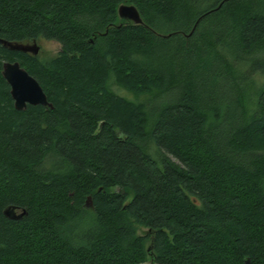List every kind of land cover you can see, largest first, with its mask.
I'll return each instance as SVG.
<instances>
[{
  "label": "trees",
  "instance_id": "1",
  "mask_svg": "<svg viewBox=\"0 0 264 264\" xmlns=\"http://www.w3.org/2000/svg\"><path fill=\"white\" fill-rule=\"evenodd\" d=\"M0 38L60 44H0V264H264V0H0Z\"/></svg>",
  "mask_w": 264,
  "mask_h": 264
},
{
  "label": "water",
  "instance_id": "2",
  "mask_svg": "<svg viewBox=\"0 0 264 264\" xmlns=\"http://www.w3.org/2000/svg\"><path fill=\"white\" fill-rule=\"evenodd\" d=\"M117 15L119 18L132 23L142 22L140 14L134 4H120L117 7ZM35 42V39L31 42H18L0 38V44L7 47L9 50L27 52L32 55H36L39 49ZM1 74L9 85L10 96L13 100L15 109H25L27 104H40L52 107L39 82L24 67H22L18 61L4 60L2 62ZM85 205L87 207L92 205L90 196H87ZM24 212V210L16 212L15 207H8L3 211L6 217L12 219L19 218ZM147 251L150 258L138 262L137 264H159L152 257L149 246L147 247ZM243 264H250L249 258H245Z\"/></svg>",
  "mask_w": 264,
  "mask_h": 264
},
{
  "label": "rangeland",
  "instance_id": "3",
  "mask_svg": "<svg viewBox=\"0 0 264 264\" xmlns=\"http://www.w3.org/2000/svg\"><path fill=\"white\" fill-rule=\"evenodd\" d=\"M35 41H36L35 42L36 45H38V48H39L36 55L40 59L53 57V56L57 55L58 51L60 50V44L55 40L38 38ZM111 88L113 90H115L116 92L118 91L119 94H121L127 98H132V96L129 92H127L123 89L119 90V88L115 84H111ZM145 231H146V228L137 227V232L139 234H142Z\"/></svg>",
  "mask_w": 264,
  "mask_h": 264
},
{
  "label": "bare ground",
  "instance_id": "4",
  "mask_svg": "<svg viewBox=\"0 0 264 264\" xmlns=\"http://www.w3.org/2000/svg\"><path fill=\"white\" fill-rule=\"evenodd\" d=\"M142 18V17H141Z\"/></svg>",
  "mask_w": 264,
  "mask_h": 264
}]
</instances>
